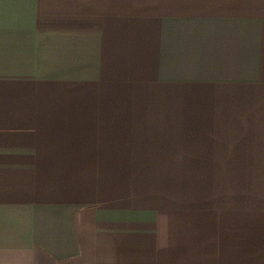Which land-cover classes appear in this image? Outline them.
<instances>
[{"label":"crops","instance_id":"obj_1","mask_svg":"<svg viewBox=\"0 0 264 264\" xmlns=\"http://www.w3.org/2000/svg\"><path fill=\"white\" fill-rule=\"evenodd\" d=\"M0 264H264V0H0Z\"/></svg>","mask_w":264,"mask_h":264}]
</instances>
